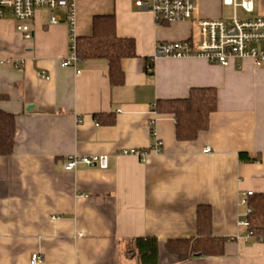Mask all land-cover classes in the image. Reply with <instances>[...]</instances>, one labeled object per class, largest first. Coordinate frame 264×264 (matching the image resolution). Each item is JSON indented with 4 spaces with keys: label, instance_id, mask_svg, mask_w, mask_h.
<instances>
[{
    "label": "crops",
    "instance_id": "crops-1",
    "mask_svg": "<svg viewBox=\"0 0 264 264\" xmlns=\"http://www.w3.org/2000/svg\"><path fill=\"white\" fill-rule=\"evenodd\" d=\"M75 3L78 37L92 34L95 15L115 14L118 34L135 38L138 56L122 60L124 84L112 85L105 59L61 65L71 31L64 12L52 24L39 10L32 40L13 17L0 19V110L16 116L17 128L13 154L0 155V264H30L34 252L43 254L40 264H136L124 246L140 236L158 238L160 264H264V240L242 223V193L264 192V65L156 57L159 42L197 39L195 23L157 24L134 0ZM224 7L199 0L196 14L220 17ZM254 7L251 16L264 15V0ZM145 56L154 57L151 73ZM194 87L216 88L218 108L207 131L178 140L173 115L153 107ZM95 113L115 121L99 124ZM156 141L161 152L152 150ZM122 149L148 153L141 159ZM240 153L261 159L241 161ZM93 154L108 155V167H64L72 155ZM202 204L212 208L213 233L233 240L223 255L179 262L164 243L196 235Z\"/></svg>",
    "mask_w": 264,
    "mask_h": 264
},
{
    "label": "trees",
    "instance_id": "trees-1",
    "mask_svg": "<svg viewBox=\"0 0 264 264\" xmlns=\"http://www.w3.org/2000/svg\"><path fill=\"white\" fill-rule=\"evenodd\" d=\"M168 24V23H165ZM77 55L81 61L102 58L108 63L112 85H122L125 73L122 60L137 57L136 40L121 36L117 32L115 14H97L93 17L92 34L77 37ZM146 70L153 72L154 57H143ZM218 108V92L214 87L191 88L187 97L160 99L153 110L160 114H171L175 119L178 140H195L210 126V115ZM99 124H112V113H95ZM16 116L0 110V155L13 154L16 146ZM241 161L255 162L261 158L240 153ZM246 230L256 240H264V192H253L246 197ZM231 237L218 236L212 230V208L202 204L197 208V232L188 238L165 241L166 251L175 255L179 262L188 261L198 255L220 256ZM124 254L136 260V264H160L159 240L155 236L133 237L126 241Z\"/></svg>",
    "mask_w": 264,
    "mask_h": 264
},
{
    "label": "built area",
    "instance_id": "built-area-1",
    "mask_svg": "<svg viewBox=\"0 0 264 264\" xmlns=\"http://www.w3.org/2000/svg\"><path fill=\"white\" fill-rule=\"evenodd\" d=\"M199 0H134V4L145 10H149L157 24L172 23L175 21H191L195 23L198 38L159 42L156 45V57H203L210 63L223 66L230 65L233 61L250 58L255 66L264 65V15L251 16L254 12V0H222L224 6L232 7L233 14L229 17H199L196 14ZM48 11L49 21L52 24L60 23L64 19L70 24V39L68 55L61 65L77 67L80 59L77 55V35L74 31L76 3L75 0H0V19L13 17L16 29L25 40L34 37L30 22L34 20L39 10ZM241 9L246 15H239ZM148 71H151L149 68ZM81 71L77 69V73ZM44 74V72L42 73ZM162 142L156 141L152 146L155 152H161ZM204 152L212 151L207 145ZM120 154H133L141 159L148 153L141 149H122ZM79 165L97 166L107 168L109 157L106 154L72 155L64 167L67 170L76 169ZM253 191L242 193V203H246V197ZM246 214L242 220L247 224ZM44 256L40 252H34L30 258V264H40Z\"/></svg>",
    "mask_w": 264,
    "mask_h": 264
},
{
    "label": "rangeland",
    "instance_id": "rangeland-1",
    "mask_svg": "<svg viewBox=\"0 0 264 264\" xmlns=\"http://www.w3.org/2000/svg\"><path fill=\"white\" fill-rule=\"evenodd\" d=\"M256 3H258V0H256ZM63 11H57V13H62ZM233 14V9H232V7H229V6H225L224 8H223V15H224V17H228V16H231ZM241 14H243V16H244V12L241 10V9H239V15H241ZM255 14V13H254ZM253 14V15H254ZM252 15V14H251Z\"/></svg>",
    "mask_w": 264,
    "mask_h": 264
}]
</instances>
